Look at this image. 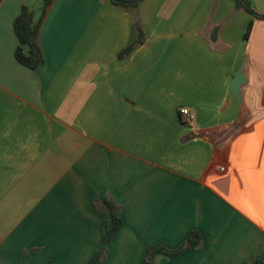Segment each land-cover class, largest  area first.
Returning <instances> with one entry per match:
<instances>
[{
  "label": "crops",
  "instance_id": "0c3cea01",
  "mask_svg": "<svg viewBox=\"0 0 264 264\" xmlns=\"http://www.w3.org/2000/svg\"><path fill=\"white\" fill-rule=\"evenodd\" d=\"M21 6L37 18L42 0H0V264H85L103 198L121 225L102 264L190 231L199 247L149 264H264V21L244 37L233 0H52L31 70L14 59Z\"/></svg>",
  "mask_w": 264,
  "mask_h": 264
},
{
  "label": "trees",
  "instance_id": "16d2710c",
  "mask_svg": "<svg viewBox=\"0 0 264 264\" xmlns=\"http://www.w3.org/2000/svg\"><path fill=\"white\" fill-rule=\"evenodd\" d=\"M113 5H119L123 7H135L141 0H108ZM52 0H42V7L40 9L39 16L34 17L32 11L27 7L21 6L20 12L12 22V30L15 34L18 45L14 50V59L21 65L31 70L39 66L43 59L38 45V32L42 22V19L46 13V10ZM234 8L241 10L252 17V20L245 31L244 37L248 36L250 26L253 20L264 21V13H258L255 11L249 0H233ZM143 33L140 29H137L136 39L122 50L119 57L127 54L135 45L139 44L142 40ZM96 213L107 219V223L101 233L100 247L95 250L92 256L85 264H102L106 246L109 244L111 238L116 233L121 225V219L118 216L117 206L108 198H103L99 202L95 201L93 204ZM201 236L196 231H190L185 235L182 245L175 249H166L162 246H148L146 248L144 264H149L152 257L156 254L165 255L168 258H173L179 255L181 252L191 249H196L201 244ZM52 264V263H46ZM254 264H261L256 262Z\"/></svg>",
  "mask_w": 264,
  "mask_h": 264
},
{
  "label": "water",
  "instance_id": "95a60500",
  "mask_svg": "<svg viewBox=\"0 0 264 264\" xmlns=\"http://www.w3.org/2000/svg\"><path fill=\"white\" fill-rule=\"evenodd\" d=\"M245 78L240 73L236 72L233 75V78L229 82V92L238 100L240 101V92L239 87L243 83Z\"/></svg>",
  "mask_w": 264,
  "mask_h": 264
},
{
  "label": "built area",
  "instance_id": "2783aa9c",
  "mask_svg": "<svg viewBox=\"0 0 264 264\" xmlns=\"http://www.w3.org/2000/svg\"><path fill=\"white\" fill-rule=\"evenodd\" d=\"M178 113H179L180 118L182 120H184L185 122L190 123L194 119V116H193L192 112H190V110L187 109V108H184V107L183 108H180L178 110ZM220 170H222V168H220Z\"/></svg>",
  "mask_w": 264,
  "mask_h": 264
}]
</instances>
